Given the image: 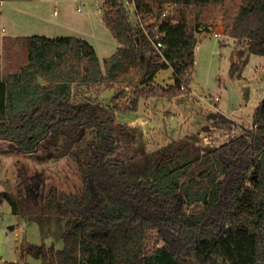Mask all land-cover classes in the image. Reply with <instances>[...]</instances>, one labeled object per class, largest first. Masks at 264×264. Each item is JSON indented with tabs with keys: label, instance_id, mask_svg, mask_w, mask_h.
Listing matches in <instances>:
<instances>
[{
	"label": "trees",
	"instance_id": "1",
	"mask_svg": "<svg viewBox=\"0 0 264 264\" xmlns=\"http://www.w3.org/2000/svg\"><path fill=\"white\" fill-rule=\"evenodd\" d=\"M131 1L132 12L124 0L102 1L103 23L118 44L102 65L80 37L3 38L0 139L43 161L70 159L81 187L45 191L25 182L16 193L0 192V203L18 218L64 219L60 248L26 243L41 264H264V98L251 127L214 147L194 133L131 158L115 119L137 112L140 99L190 93L197 34L218 14L227 19L224 33L242 44L231 76L247 53L264 55V0L241 20L244 0L229 7L224 0ZM166 3L178 6L161 20ZM151 19L161 20L159 38ZM164 69L172 84L155 80ZM83 88L113 90V104L100 107Z\"/></svg>",
	"mask_w": 264,
	"mask_h": 264
},
{
	"label": "rangeland",
	"instance_id": "2",
	"mask_svg": "<svg viewBox=\"0 0 264 264\" xmlns=\"http://www.w3.org/2000/svg\"><path fill=\"white\" fill-rule=\"evenodd\" d=\"M102 1L68 0L64 1L65 8L61 2L52 8L51 10L57 9L55 22L61 23L64 19V23L73 28L71 30L56 23L27 22L21 25L23 19L20 16L15 20L22 28L19 32L21 34L76 36L86 40L87 38L78 32L97 36L98 41H94L98 50L96 54L102 65L103 59L111 54L112 48L116 45L110 31L98 23L102 14ZM261 1L244 0L239 19L241 20ZM220 5L221 2L218 1L214 7L218 8ZM223 5L229 7L232 3L224 0ZM78 6L84 14L91 15H86L88 17L86 21L76 12ZM63 8L66 14H62ZM90 11L92 13H88ZM129 11L132 12L133 7H130ZM131 20H134L132 16ZM225 22L227 19L218 14L204 35L203 32L197 34L194 71L188 95L175 97L169 108H165L167 104H164V101L170 98H150L146 104L140 99L137 112L121 113L123 117L120 124L124 127L122 132L129 140L127 142L122 137V145L130 147L128 157H137L194 133L198 135L202 145L214 147L237 135L242 127H251L253 112L264 98V74L261 77L259 75L261 69L264 71V55L247 53L241 72L231 76L229 73L231 60L237 61L236 52L242 49V44L224 33ZM220 32L222 33L220 39L213 35ZM101 47L108 55L103 54ZM18 55L22 58L23 52L18 51ZM3 66L4 61L0 56V75L3 73ZM171 78L170 69L161 70L155 76L156 81L162 85L169 84ZM89 90L83 88L84 94L86 93L92 102L95 100L100 107L105 108L113 104L111 100L113 90L100 88ZM142 112H147L149 116ZM219 112L231 118V123L220 121ZM134 113L141 116H134ZM132 130L134 132H131ZM132 135L134 138H131ZM91 136L92 133L89 131L87 139ZM25 182L37 183L39 189L45 191L53 188L77 192L81 187L76 166L70 159L43 161L39 155L22 153L13 142L0 139V192L16 193ZM63 221V218L56 215L18 218L11 213L8 202L3 200L0 203V264H41L38 258L26 253V243H44L47 246L53 244L60 248Z\"/></svg>",
	"mask_w": 264,
	"mask_h": 264
},
{
	"label": "crops",
	"instance_id": "3",
	"mask_svg": "<svg viewBox=\"0 0 264 264\" xmlns=\"http://www.w3.org/2000/svg\"><path fill=\"white\" fill-rule=\"evenodd\" d=\"M64 1H68V0H9V1H0V56L2 53V42H3V38L5 36L16 37V36H27L28 35V34L19 33L22 30V28L19 24H17V22L15 20V18L17 16H20L23 19L21 22V25L24 23H27V22H31L32 24L34 22H43L45 24H47V23L55 24L56 23L55 22L56 21L55 13H56L57 9L56 10H51V9L56 7L60 2L62 3V6H63V4L65 3ZM64 8L62 10L63 11L62 14H66ZM76 12L80 13V15L83 16L82 20H84V21H86L88 19V17H86V15L91 16L88 14H84L80 6H78L76 8ZM88 13H92V12L90 11ZM64 22L65 21L63 19V21L61 23H56V24H59L63 27H68L67 29H70V30L73 29L72 27L68 26V24H65ZM98 23H101L102 26H104L106 28V26L103 23L102 14H101V17H99V19H98ZM43 31H45V30H43ZM76 31H78V30L76 29ZM78 33H80L82 36H85L87 38V41L93 45L96 53H98L97 46H96L94 41H98L99 38L97 36H92V34L91 35L87 34L86 32H84V33L78 32ZM204 33L205 32H203L202 35H204ZM112 38H113V36H112ZM114 41H115L116 45L114 46V48H112L113 50H111V52H110L111 54L116 50V48L118 46L115 39H114ZM101 50H102L103 54L105 53L104 55H108L107 52L104 51L102 47H101ZM232 63H234L233 60H231V64ZM171 73H172V71H171ZM263 74H264L263 70L259 72L260 77ZM172 83H173V78H171V82L169 84H172ZM165 85H167V84H165ZM174 98L175 97H172V98H170V100L164 101L165 102L164 104H167L165 108L170 107L169 104H171L170 102L172 100H175ZM146 102H147V100H144L143 103L146 104ZM166 110H165V112H166ZM142 114H147V112H142ZM134 116H137V115H135V113H134ZM139 116H141V115H138L137 117H139ZM147 116H149V115L147 114ZM122 117L123 116H121V113L120 114L117 113L115 119L118 122H122V120H121ZM227 118L231 119L229 117H227Z\"/></svg>",
	"mask_w": 264,
	"mask_h": 264
},
{
	"label": "built area",
	"instance_id": "4",
	"mask_svg": "<svg viewBox=\"0 0 264 264\" xmlns=\"http://www.w3.org/2000/svg\"><path fill=\"white\" fill-rule=\"evenodd\" d=\"M123 5H124V8L126 9V10H130V7H134L133 6V2L131 1V0H124V3H123ZM178 5L176 4V3H166L165 5H164V10L162 11V13H161V20L162 19H165V18H167L168 16H170L171 14H172V11L174 10V8L175 7H177ZM161 20H157V19H151V21L154 23V29L156 30V34H155V38H159V37H161L162 36V33L161 32H158L157 30H158V27H159V24H160V22H161ZM216 38H218V39H220L221 37H222V33L220 32V33H214L213 34ZM155 46L157 47V48H159V47H161L162 45H161V43H159V42H156V44H155ZM260 71H262V69L260 70ZM215 99L216 100H218V98L217 97H215Z\"/></svg>",
	"mask_w": 264,
	"mask_h": 264
},
{
	"label": "water",
	"instance_id": "5",
	"mask_svg": "<svg viewBox=\"0 0 264 264\" xmlns=\"http://www.w3.org/2000/svg\"><path fill=\"white\" fill-rule=\"evenodd\" d=\"M39 81L41 82L42 80H41V79H39Z\"/></svg>",
	"mask_w": 264,
	"mask_h": 264
}]
</instances>
